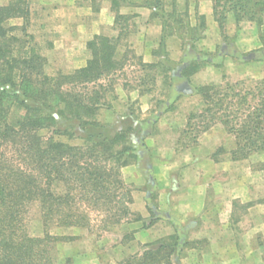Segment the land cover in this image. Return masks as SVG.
I'll list each match as a JSON object with an SVG mask.
<instances>
[{"label":"trees","instance_id":"obj_1","mask_svg":"<svg viewBox=\"0 0 264 264\" xmlns=\"http://www.w3.org/2000/svg\"><path fill=\"white\" fill-rule=\"evenodd\" d=\"M86 1L92 4V12L99 11L94 6L96 0ZM108 1L117 35H95L87 44L90 58L85 66L55 75L46 73L47 61L24 27L19 29V37L14 34L15 27L5 25L14 17L24 19L27 12H21L15 4L0 6V264H54L52 246L69 238L51 236L48 227H83L88 221L85 209L101 212L111 225L131 217L129 193L120 170L133 160L137 169H144L149 176L147 165L141 168L138 164L145 159L146 149L140 139L132 144V121L116 131L95 117L98 110L108 109L106 93L114 92L113 76L124 68V56L117 58V47L122 35L131 32L130 21L136 15L120 14L122 7L145 8L150 11L149 19L160 25L158 47L153 52L158 60L138 63L140 71L152 72V76L134 78L133 86L123 83V90L134 88L145 94L155 86L157 76L171 82L179 78L175 74L177 67L165 51L168 37L179 39L184 48L183 59L190 60L180 73L184 79L203 63H213L226 55L223 52L208 60L196 53L195 43L203 38L205 21L195 14V23H190L187 0L181 8L176 0H137L138 4L133 0ZM209 1L221 35L229 18L236 27L249 22L260 29L264 24V0ZM260 39L263 48L258 58L230 55L243 63L264 60V35ZM249 83L225 82L223 86L193 88L203 105L198 111L200 125L191 128L193 141L219 123L235 140L233 160L264 152V78ZM168 90L169 94L176 93L171 84ZM190 114L187 123L195 117V113ZM58 137L77 143H63ZM32 204H37L41 215L43 231L38 236L31 235L25 225ZM147 208L152 219H156L154 210ZM170 222L175 233L169 241L145 245L139 254L127 257L124 264H180V255L187 245V229Z\"/></svg>","mask_w":264,"mask_h":264},{"label":"rangeland","instance_id":"obj_2","mask_svg":"<svg viewBox=\"0 0 264 264\" xmlns=\"http://www.w3.org/2000/svg\"><path fill=\"white\" fill-rule=\"evenodd\" d=\"M65 1L53 0L52 3L44 6L40 3V0H0V2L6 5H18L21 12H27L24 19L14 17L6 21L5 25L15 27L14 34L19 37H21L19 29L23 26L25 32L33 37L35 48L47 61L45 70L49 75H55L58 72L68 73L77 69L76 66L81 62V51L83 50L80 47L81 41L78 39L79 23H81L83 30L88 32L96 31L98 32L97 35L108 38H114L118 32V27L113 23L114 13L110 10V2L108 0H96L94 3V6H98L99 11L105 8L108 15V17L102 18L98 22L97 14L99 12H92V4L89 1L75 0L74 6L79 7L81 10L79 12L80 17H74L75 20L68 23L64 20L65 16H60L61 13L58 10L59 7L66 6L61 5ZM194 1L196 2V0ZM119 12L122 15L134 14L131 8L127 7H122ZM70 14L73 16V13ZM131 23H133L131 32L122 35L117 47V58H123L124 56V68L122 72L113 76L116 88L120 87L123 83L133 86L135 82L134 78L138 76H147L148 74L152 76V72L147 70L140 71L138 63L140 60L143 62L145 57H147V63H153L158 60V57L153 56V52L157 50L158 42L154 41V43L151 41L155 34V28L149 25L150 21L144 22L141 18L135 17L130 21ZM190 23L194 24L195 18H192ZM62 34L64 36L63 39L60 38ZM260 35H264V24L260 29L249 22H242L236 27L230 18L225 26L224 35H220L221 39L219 43L213 45L212 42L210 47L207 48L209 44L204 45L203 48L205 49H201L200 47L201 50L198 49L196 51V53L206 56L208 60H214V58L223 54V52L226 55L222 56L220 60H215L210 65L204 63L200 65L197 72L191 77L192 85L220 84L223 86L225 82L233 84L245 81L249 83L251 80L264 78V60L255 62L249 60L243 63L230 55L231 53H238L242 56L252 54L253 57L258 58L259 52L263 48ZM147 42H152V44L149 46ZM170 42L168 49L170 50L172 59H169L179 69L190 60L186 61L183 59L184 48L177 38L171 39ZM235 43L237 44L236 47ZM223 45L224 48L221 50V46ZM86 55L89 60L90 51L87 48ZM147 55H150V58ZM175 74L179 75L180 71L177 70ZM102 83L108 84L107 81H103ZM175 83L176 80L171 82L157 76L155 86L151 87L150 92L142 100L137 98L138 90L134 88L126 91L122 90L123 93H120L127 95L130 93L128 99L122 97L119 100L114 92H107L106 102L114 114H98V110L95 117L96 119L100 118L103 122L109 119V117L112 118L110 126L113 129L127 127L129 121L121 118L126 114H130L134 118L141 120L131 138L133 143L137 144V140L140 139L144 146L143 138L151 134V138L148 139L150 149L159 150V153L157 151L159 159L171 160L174 157L173 155H175L173 153H180L185 147L191 146L194 143V131H191V128L200 125L201 120L198 118V111L203 106L201 98L198 95L183 97L181 94H169L168 85L171 84V87L175 88ZM169 95L170 98H168ZM167 102L171 104L167 108H164L163 106ZM190 113H195V117L187 123L188 117L191 115ZM148 121H152V123L145 124ZM184 131L187 134L183 133ZM41 134L43 136L47 135L46 132H42ZM57 140L68 144L77 143L75 141H68L65 137H58ZM169 154H172V157ZM247 160L246 167L255 176L253 179L256 182V186L261 185L262 197L258 202L264 205V152L251 154ZM149 162V157L146 154L145 159L138 164L141 168H144ZM139 171L143 175V195L145 192L154 194L159 190L156 183L151 184L152 181L156 182L155 180H159V175L156 174L157 176L154 179L152 171L150 177L145 175L146 171L144 169ZM171 179L169 178L168 188H171V185L174 184V182H170ZM125 187H127L129 194L135 189V186L132 184H127ZM146 203L150 207L154 204L151 200ZM253 203L255 202L247 201L233 204L235 213L231 216V221H229L230 227H234H231V230L235 239L239 241L245 240L247 249L251 247L250 241L248 242L251 234H246V237L242 234L247 232L250 224H252L250 221L251 216L248 214L247 209ZM85 210L87 211L88 221L83 227H48L47 230L51 236L69 238L66 241L56 242L52 246L54 264H124L126 258H121L119 252H117L118 250L113 247L119 240L124 243L129 239V235L121 229L122 223L111 225L110 223H106L105 217L101 212L89 209ZM157 217H161L162 219L158 222L157 227H155V231L163 234V236L168 235L170 229L165 225V214L160 213ZM239 219L242 221L241 225H236L234 221ZM258 221L264 224V213L261 215V220ZM25 223L26 229L31 235L38 236L42 234L43 227L37 204H32L28 209ZM193 225L192 221H189V223H185L182 227L185 226L187 231H189V229H193ZM187 231L185 238L189 239V243H187L188 248H186L185 257H188L190 244L191 242H195V240H199L198 251L204 249L207 241L205 234L208 233L209 227L208 225L201 226L200 231L196 229L193 235ZM256 236H258L256 244L260 247L259 253L264 261V229H262L261 233L256 234ZM166 239L167 236L163 238L165 242ZM239 250L241 252L243 249L239 248ZM196 253L198 252L196 251ZM198 256L201 257L200 253H198ZM189 258L190 256L186 261L184 260V264H189Z\"/></svg>","mask_w":264,"mask_h":264},{"label":"crops","instance_id":"obj_3","mask_svg":"<svg viewBox=\"0 0 264 264\" xmlns=\"http://www.w3.org/2000/svg\"><path fill=\"white\" fill-rule=\"evenodd\" d=\"M74 1L66 0L62 2L63 4L61 3V5L66 6L58 8L61 13L60 16H65L66 18L64 20L67 23L74 21V17H80L79 12L81 10L79 7L74 6ZM52 2L53 0H40V3L44 6ZM134 2L139 3L137 0H134ZM176 3L181 8L185 0H176ZM187 3L189 20L195 18V14H198L203 16L205 21L203 38L195 43L196 51L200 47L201 49H205L203 48L204 45L209 44L207 48L210 47L212 42L213 45L219 43L221 34L213 19L211 2L209 0H196V2L194 0H187ZM3 5L6 4L0 2V6ZM131 11L137 18H141L144 22L150 21L149 25L155 28V34L151 41H157L159 43L160 25L155 19H149L150 11L139 6L131 7ZM98 12L97 22L102 18L108 17L105 8H102ZM70 13H73V16ZM78 25V39L81 41L80 47L83 50L81 51V62L76 66L77 69L85 66L88 60V56L86 55L87 44L98 34L96 31L88 32L83 30L81 23ZM60 38H64L63 34ZM174 38L176 37L172 36L165 40V51L170 59H172V55H170L168 45L171 43V39ZM152 42H147V45L150 46ZM234 45L236 47L237 44L235 43ZM223 48L221 46V50ZM146 58L143 59V63H147ZM148 58H150V55ZM207 64L210 65L211 63ZM186 65L187 63L182 65L178 71L181 73L182 68ZM196 72L191 74L187 79L182 78L180 74L178 75L179 78L176 80L174 89L176 90L182 83L187 82L192 90V94L184 95L178 93L176 90L177 94H181L183 97L196 95L193 92V88L199 86L192 85L191 81V77ZM122 90L121 86L117 88L114 86L115 96L119 100L122 97L128 99L130 93L128 95L125 93L120 94L123 93ZM146 94H140L138 92L137 98L142 100ZM98 114L114 113L108 107V109L99 110ZM121 118L129 122L132 121L134 131L136 129L135 126L141 121L130 114H126ZM111 119L109 117L105 122L101 121L100 118L97 120L101 124L110 125L112 123ZM120 129L116 128L115 130L118 131ZM134 131L129 134L132 144H134L131 139ZM150 138L151 134L146 135L143 138V144L150 161L147 164L150 173L152 171L154 179L157 175L160 177L159 180H155L156 182L152 181L151 184L156 183L157 189L159 188V190L154 194L145 192L143 195V175L137 169L135 161L131 160L126 166L121 168L120 173L123 184H132L135 186V189L129 194L130 202L128 203V209L131 217L128 221L121 224L122 231L129 235V239L124 243L119 240L113 245L118 250L117 252H119L120 257L127 258L134 254H139L145 245L161 240L164 241L163 238L165 236H167L166 242L169 241L175 233L173 224L170 222L172 220L180 226L192 221L194 227L187 231L191 235L195 233L196 229L200 231L201 226L208 225L209 227L208 233L205 234L207 241L202 251H198L199 240H195L193 243L191 242L189 247L190 251L188 252V257L190 256L189 264H264L259 253L260 247L256 244V238L258 237L256 234L261 233L262 229H264V224L258 221L261 220V215L264 213L263 203L258 202L262 197L261 185L256 186V182L253 179L255 176L246 167L247 159L233 160L231 158V152L236 147L233 136L227 134L221 124H214L207 131L199 134L191 146L185 147L180 153H173L175 155H173L174 157L171 160L158 158L157 151L159 153V150L150 149L149 147L148 139ZM169 178H172L170 182H174L171 188H168ZM147 199L154 202L151 208L154 210L156 219H152L151 217L147 208ZM247 201L255 202L247 209L248 214L251 216L250 221L252 224H250L247 232L242 234L245 237L246 234H251V237L248 238V242L250 241L251 244L250 249H247L245 240L239 241L235 239L233 231L231 230L233 226L230 227L229 224L231 216L235 213L233 204ZM160 213L165 214V225L170 229L169 234L165 236L155 231V227H157L158 222L162 219L161 217H157ZM240 220H235V224L241 225L242 221ZM185 240L186 243H189V239L185 238ZM186 248H188V245L184 247L180 255V264H184V260L186 261L188 258L185 257ZM239 248L243 250L240 252ZM196 251L200 253L201 257L198 256Z\"/></svg>","mask_w":264,"mask_h":264},{"label":"water","instance_id":"obj_4","mask_svg":"<svg viewBox=\"0 0 264 264\" xmlns=\"http://www.w3.org/2000/svg\"><path fill=\"white\" fill-rule=\"evenodd\" d=\"M222 47H224V46H222ZM251 57H252V54H249L247 56V58H251ZM176 90H177L178 93H181V94H184V95L192 94V90L189 87V84L187 82L182 83ZM54 117H56V115H54Z\"/></svg>","mask_w":264,"mask_h":264}]
</instances>
